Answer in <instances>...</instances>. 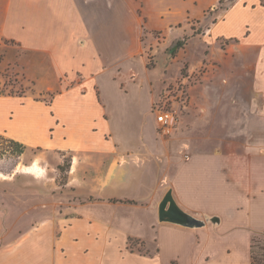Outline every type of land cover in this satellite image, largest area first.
I'll list each match as a JSON object with an SVG mask.
<instances>
[{"label": "crops", "instance_id": "1", "mask_svg": "<svg viewBox=\"0 0 264 264\" xmlns=\"http://www.w3.org/2000/svg\"><path fill=\"white\" fill-rule=\"evenodd\" d=\"M133 2L139 4L140 0H119L118 4L134 14ZM218 2L143 0L146 16L161 23L159 27H152L158 30H165L170 23L198 19ZM110 7L111 0H0V45H5L3 40L11 44L5 58L0 60V68L9 63V68L15 67L24 85H31L41 95L53 92L49 101L27 92L0 95V103L12 102L5 112H0V133L24 143L27 148L36 147L46 153L55 151L59 155L57 166L70 154L66 180L61 186L74 191V182L84 178L101 179L110 184L103 192L90 193L96 195L97 200L100 198L97 207L101 208L92 207L84 212L74 206L72 216L60 218L65 224L56 223L61 227L59 239L63 238L62 242H66V248L73 253L71 262L61 256L58 264H112L108 258L102 259L112 251L118 255V264L138 261L218 264L217 240L227 239L233 231L212 232L203 227L160 222L157 207L170 188L184 210L194 216H218L217 227H222L230 216L231 204L239 197L248 203L264 199V137H259L258 144L251 139L247 143H223L222 138L212 134L264 136V19L257 24L238 22L228 26L226 33L216 29L235 8L264 12V0H235L207 30L212 32L211 36L228 39L230 43L226 47L233 52L263 56L261 73L257 76L253 73L246 84L251 94L236 95L235 79L225 84L233 88L230 96L212 94L206 88H200L203 92L194 95L192 91L197 86H191L190 97L184 105L188 109L183 115L184 121L182 125L173 126L169 135L159 131L156 116L151 111L156 94L149 90L148 81H134L141 92H147L144 109L132 106L134 111L129 107L125 114L135 127L123 126V94L120 92H128L127 82L121 80L116 84L120 100L103 97V93L113 87L104 82V76L121 78L120 68L116 73L111 66L120 62L127 48L126 38H123L124 15L108 13ZM182 16L187 20H180ZM242 43L245 50L239 47ZM76 75L80 76L77 80ZM123 87H127L126 90ZM218 109L224 111L223 116L217 114ZM229 111L233 120L231 128L201 125L206 115L214 118L216 114L221 119ZM209 146L214 148L212 152L207 151ZM81 151L98 153L104 161L109 160L107 171L97 175L90 171L79 172L81 164L75 161V153ZM27 168L30 173L39 174L36 161ZM40 175L41 184H45L46 175ZM11 183L14 182H0L3 186L0 189V264H46L44 238L16 239L17 231L22 228L18 230L14 218L18 198L9 188ZM119 188L123 189L122 194L115 191ZM121 207L123 217H117ZM20 210L22 219L29 220L24 227L33 228L43 223L32 225L31 207ZM36 210L41 218L47 216L44 209ZM98 210L107 214L100 216ZM76 220L83 222L76 227ZM261 227L264 231V226L247 227L243 233ZM221 232L228 234L223 238ZM130 239L142 242L149 248L148 253L131 250ZM245 241L244 233L243 244L250 258Z\"/></svg>", "mask_w": 264, "mask_h": 264}, {"label": "rangeland", "instance_id": "2", "mask_svg": "<svg viewBox=\"0 0 264 264\" xmlns=\"http://www.w3.org/2000/svg\"><path fill=\"white\" fill-rule=\"evenodd\" d=\"M118 2L119 0H111V7L108 13L112 15H124L123 38H126L127 48L123 51L124 55L121 57L122 59L120 62L111 66L112 72L116 73H118V68H120L119 72L121 73V78L114 79L113 75L109 74L104 76V82L110 85L109 87H112V85L113 87L111 89L108 88L109 91H105L103 97H107L108 99L113 98L117 101L120 100V94H123V126L126 125L128 127L131 125V127H135L133 123H130V120L127 121L126 119L125 114L129 112V107H131V111H134L132 106H137L138 110L140 108L144 109L145 107L147 92H141L134 81H144V83L148 81L149 90H154L156 94L151 105V111L155 116L158 110H167L173 113L174 127L182 125L184 121L183 115L188 112V109L184 105L190 97L189 90H191V86H197V88H195L196 90L192 91L194 95L202 93V89L206 88V90H209L212 94L222 93L223 96H230L233 93V88L231 86L225 87V84L235 79V82L238 83L234 84L237 86L234 88L236 95L251 94L246 84L250 78H252L253 73H255L256 76L261 73L263 56L260 54H239L236 50L233 52V50H229L226 47V45L230 43L228 39L219 36H211L212 32L208 33L207 31L210 27L215 25L213 20L217 22L219 17L226 10L215 11L214 8L217 6L215 5L198 19L182 23H170L166 26L165 30H158L152 27H159L161 23H155L146 16L143 0H140L139 4L133 2L132 8L136 9L134 14H131L130 11H124L123 6H120ZM171 19L172 18H166V20ZM263 19L264 12H246L238 7L235 8L233 12H229L226 15L224 23L217 26L216 29L217 31L226 33L229 31L228 26L230 25L237 24L238 22L241 24L243 21H250V24H257ZM180 20H187V18L182 16ZM184 34H187L188 37L186 44L183 48L178 50L175 55L170 54L169 48L173 47L177 37H182ZM3 43L5 45H0V60L5 58V52L11 45L5 40H3ZM239 47L245 50V43L240 44ZM8 65L9 63L4 64V66L0 68V95H17L22 92H27L37 99L51 100L53 92H47L42 95L35 92L31 85H24L21 78L17 75V72H15V67L9 68ZM253 68H256V70H253ZM79 77L80 76L76 75L75 80ZM121 80L128 83V88L123 87V90L127 88L128 92L121 91L119 94L115 89L116 84L121 82ZM11 105V101L0 103V112H5ZM258 105L259 103L257 106ZM217 112L219 116L224 115V111L220 109H218ZM218 115L215 114L217 118H208L206 115L201 125L208 127L216 126L219 128H231L233 126L230 111L226 113L227 116H225V118L220 119ZM159 131L161 132L160 128ZM212 134L215 138L216 135L218 139L222 138L223 143L235 141L247 143L251 139L252 142L258 144L260 143L258 140L259 137H264L254 134L245 135L244 137L242 135H231V133L216 134L213 132ZM164 135L169 134L165 133ZM119 137L123 139L122 136L119 135ZM106 139L110 138L106 137ZM109 144L111 145V142ZM0 147L7 148V144L0 140ZM206 149L210 152L214 150L211 146ZM115 154L120 156V153L115 152ZM58 156L59 155L53 150L46 153L36 147H28L22 155L18 156L16 154L6 153L0 158V182H14L13 184L11 183L9 188L15 191L18 198L16 201L17 207L14 218H16L18 230L20 228L22 229L17 231L16 239L24 238L23 240L33 241L37 238H44L47 243L48 259L46 264H58L61 256H63L66 261L70 260L71 262L73 260L72 249L66 248V242H62L63 238L62 240L61 238L59 239L61 227L56 223L60 226L65 224V221L60 218L63 216H72L70 212L73 211L74 206L80 208L84 212H87L88 209L92 207L97 209L101 208L97 207L100 202L99 199L97 200L98 197L96 195H90V193H95L98 190L103 192L104 188L110 185L101 179L88 181L87 178H84L74 182V191L68 189L69 187L61 186V183L66 180V171L69 169L67 165L69 167L68 161L70 160V154H66L63 159H61V163L57 166L56 161ZM77 160L79 164H81L80 166L78 165L79 172L86 174L90 171L92 175L107 171V165L110 162L109 160L104 161L102 155L98 153L94 154L89 151L75 153V161ZM32 161L37 162L39 174L35 175L28 171L27 165H30ZM59 166H62V169H59ZM40 174H43L44 177L46 175L44 178L45 184H41L39 178V176H41ZM25 186L27 187L25 188ZM40 187L42 189H40ZM2 188L3 186L0 185V189ZM115 191L119 194L123 193V189L121 188ZM241 199L242 198L239 197L237 202L231 204L230 216L224 226L217 227L218 224H213L211 222H207L203 226L204 230L212 232L215 230L233 231L229 233L230 236L227 239L217 240L220 251L218 264L250 263V258H248L243 244L244 233L247 249L249 248L252 236L257 235L261 241H264V231L261 230L262 227L257 230H247L243 233L244 229H247V227L264 226V199L258 203L243 202ZM29 207L32 209L30 217L32 225L43 221V223L38 224L37 227L31 228V226L28 225L24 227L29 220L28 218L22 219L23 216H20V209H28ZM38 208L44 209L46 212L45 215L47 216L41 218L42 216L40 213H37L36 210ZM96 212L99 213L100 216L107 214L101 210ZM116 216L123 217V207L118 209ZM208 216L212 215H199L197 217L205 219ZM25 220L27 221L25 222ZM82 222V220H76L75 226L78 227ZM218 228L219 230H217ZM227 234V232L220 233L223 238H225ZM116 236L119 238L117 234ZM120 237H122L121 234ZM96 238H98V236H96ZM111 238H113V232ZM130 242L131 245L129 248L131 250H138L143 254L148 253L149 248L142 242L133 239H130ZM117 257L118 255L114 254V251H112L107 254V257L105 256L102 259H109L112 264H118L120 261ZM129 264H152V262L141 263L138 261Z\"/></svg>", "mask_w": 264, "mask_h": 264}, {"label": "trees", "instance_id": "3", "mask_svg": "<svg viewBox=\"0 0 264 264\" xmlns=\"http://www.w3.org/2000/svg\"><path fill=\"white\" fill-rule=\"evenodd\" d=\"M234 1L235 0H219L214 10L215 11L226 10L230 5L233 4ZM213 22H215V20H213ZM187 40H188L187 36H183L182 38L177 39L173 47L169 48V51L171 52L170 54L175 55L178 52V50L183 48ZM0 140L4 141L7 144V148L0 147V158L6 153H12L19 156L24 154L25 150L27 149V146L24 143L12 139L10 137H7L1 133H0ZM59 169H62V166H59ZM249 255H250V264H264V241H261L257 237V235L251 237V241L249 244Z\"/></svg>", "mask_w": 264, "mask_h": 264}, {"label": "water", "instance_id": "4", "mask_svg": "<svg viewBox=\"0 0 264 264\" xmlns=\"http://www.w3.org/2000/svg\"><path fill=\"white\" fill-rule=\"evenodd\" d=\"M158 220L160 222H170L188 228L203 227L205 223L211 222L218 224L220 218L218 216H208L205 219L198 218L188 211L184 210L175 201L172 190L168 188L157 207Z\"/></svg>", "mask_w": 264, "mask_h": 264}, {"label": "built area", "instance_id": "5", "mask_svg": "<svg viewBox=\"0 0 264 264\" xmlns=\"http://www.w3.org/2000/svg\"><path fill=\"white\" fill-rule=\"evenodd\" d=\"M156 121L162 133H170L174 123V115L167 110H158L156 114Z\"/></svg>", "mask_w": 264, "mask_h": 264}]
</instances>
